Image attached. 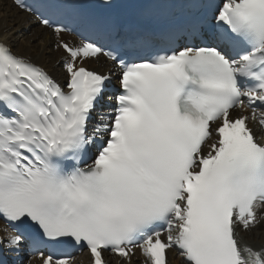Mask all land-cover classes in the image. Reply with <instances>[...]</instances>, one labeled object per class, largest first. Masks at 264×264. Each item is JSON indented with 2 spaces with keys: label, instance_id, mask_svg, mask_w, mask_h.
<instances>
[{
  "label": "snow or ice",
  "instance_id": "obj_1",
  "mask_svg": "<svg viewBox=\"0 0 264 264\" xmlns=\"http://www.w3.org/2000/svg\"><path fill=\"white\" fill-rule=\"evenodd\" d=\"M5 7L0 264H264V0Z\"/></svg>",
  "mask_w": 264,
  "mask_h": 264
},
{
  "label": "bare ground",
  "instance_id": "obj_2",
  "mask_svg": "<svg viewBox=\"0 0 264 264\" xmlns=\"http://www.w3.org/2000/svg\"><path fill=\"white\" fill-rule=\"evenodd\" d=\"M8 11L7 7L3 11H0V17L4 16L5 13ZM13 11H15L13 9ZM23 15V14H21ZM8 23H11L8 21ZM33 34L39 37L37 43L39 44L41 41L48 38V33L42 32L39 27L32 30ZM18 40V49L22 51H29L28 49L24 48L25 39L24 36L17 37ZM45 52L48 50L45 49ZM61 52H53L51 56L48 55H41L38 59V62L43 66L46 70L50 71L53 75L57 76L58 78L62 76V73L59 68L54 69L52 67L53 62L61 55ZM253 235V237H251ZM238 237L240 238L241 244H247L254 248H259L260 246L264 245V223L261 226L254 228L251 232H245L242 230H238ZM168 262L169 264H183L181 261L180 256L176 255L174 252H169L168 254ZM137 264V263H133Z\"/></svg>",
  "mask_w": 264,
  "mask_h": 264
},
{
  "label": "rangeland",
  "instance_id": "obj_3",
  "mask_svg": "<svg viewBox=\"0 0 264 264\" xmlns=\"http://www.w3.org/2000/svg\"><path fill=\"white\" fill-rule=\"evenodd\" d=\"M251 237H253V235H251Z\"/></svg>",
  "mask_w": 264,
  "mask_h": 264
}]
</instances>
